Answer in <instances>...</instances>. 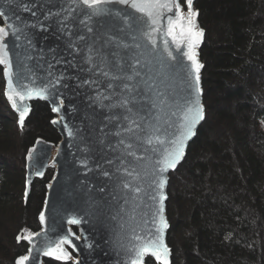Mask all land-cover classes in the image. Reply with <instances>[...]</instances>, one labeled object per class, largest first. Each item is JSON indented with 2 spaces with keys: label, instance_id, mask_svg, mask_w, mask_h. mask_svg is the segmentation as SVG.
Listing matches in <instances>:
<instances>
[{
  "label": "trees",
  "instance_id": "16d2710c",
  "mask_svg": "<svg viewBox=\"0 0 264 264\" xmlns=\"http://www.w3.org/2000/svg\"><path fill=\"white\" fill-rule=\"evenodd\" d=\"M194 5L205 32L199 58L206 118L169 176L171 264H264V0ZM52 118L48 104L36 101L19 129L0 91V264L27 252L18 235L40 229L53 169L25 198L24 160L36 139L59 141ZM146 264L157 263L148 257Z\"/></svg>",
  "mask_w": 264,
  "mask_h": 264
},
{
  "label": "water",
  "instance_id": "95a60500",
  "mask_svg": "<svg viewBox=\"0 0 264 264\" xmlns=\"http://www.w3.org/2000/svg\"><path fill=\"white\" fill-rule=\"evenodd\" d=\"M25 2L29 5V11L17 8L15 3L0 0V11L5 12V16H0V26L7 27L9 23H12L21 29L16 33L19 36L18 40L11 35L6 37L12 49L13 61L15 62L18 57L22 66L21 82L34 88L48 87L49 95L47 98L33 97L25 101H19L17 98L18 104L29 108L25 123L31 115L32 103L46 102L53 115L50 121L51 126L60 139L56 144L37 139L25 157V190L27 188L28 195L35 179L43 178L48 169H53L54 173L47 184L45 200L40 212V214L44 213V222L41 223L39 214L40 229L35 232L31 230L24 232V235L29 232L40 235L34 236L32 243L21 240L28 246L24 255H29V249L34 248L31 255L35 256L36 264H45L47 260L61 264H127L131 255L129 249L137 243L133 237L136 234H142L143 219L147 218L144 213L150 215L151 212L144 205L134 207L139 204V200L123 187L124 183L132 179L125 174L124 169L131 171L132 167H135L143 174L145 168L151 170V161L138 162L126 155L124 145H121L119 141L124 139L125 143L130 142L129 134L122 131L127 121L109 119L114 115H121L123 110L109 107L116 103L118 99L116 96H113L111 100H103V104L97 98L98 93L109 95L112 90L105 89L107 80L99 75L98 69L94 68L93 64L107 70L102 63L105 57L108 61H114L116 58L111 55L112 52L119 51L123 55L122 49L116 48L112 43H106L109 37L114 36L117 40L128 43H131V40L124 32L119 31L123 23L118 18L104 15L87 20L84 13L88 10L85 8L81 11L84 6L77 8L71 0H25ZM194 2L195 0H193V8L198 12ZM115 7L126 6L116 5ZM33 12L35 15L32 14ZM136 15L140 14L136 13ZM198 16L196 17L197 25L202 29ZM162 25L161 32L154 34L157 40L155 52H151V45L147 49L143 48L147 41L142 38L138 40L142 44V49L132 50L143 51V59L152 60L150 67H153V71L148 73L152 76H155L156 70L159 69L158 61L166 58V53L163 52V41L168 39L170 47L175 48V45L171 43V37L164 35L167 27L166 19L162 21ZM89 28L92 29L91 32L88 31ZM9 31L11 32V29ZM204 38L205 32L196 49L200 63L199 50ZM13 45L16 46L13 47ZM181 47L186 51L185 46ZM90 48L95 51L90 53ZM131 54L132 52H129V55ZM174 54L179 55V53ZM89 55H93L91 63L88 61ZM184 62L190 64L186 57ZM0 68L3 73V66ZM89 69L92 70L89 71ZM202 70L203 68L200 76ZM60 77L62 78L57 83V78ZM3 78L4 99L16 115L18 126L21 127L19 113L12 107L11 101L5 94L7 81L4 74ZM93 80H96L97 84L84 83V81ZM200 89L204 119L196 125L195 135L186 142L185 155L206 118L202 80H200ZM176 93L177 99L185 95L179 87ZM54 107H59L60 111L54 112ZM145 108L147 110V105ZM175 110V106L171 109L165 107L160 113L161 134L166 133L170 138L178 134L179 121L176 116L171 115V111ZM117 131H121L120 136L115 135ZM69 132L72 134L69 135ZM133 150L137 151V155L143 154L155 159L151 152L143 153L142 149L135 146ZM30 155L31 158H29ZM184 158L174 170L166 173L168 182L170 174L177 170ZM37 172L43 175H37ZM144 186L146 187V184ZM167 188L168 183L164 189L166 196ZM143 198L145 204H151L146 196ZM166 201L167 199L164 202V215L167 219ZM71 219H78L80 223L76 225L68 223ZM69 230L79 237L73 241L76 247L68 249L72 259L65 262L44 256L43 248L47 239L57 240ZM168 230L169 227L165 230L166 244ZM151 258L159 264L154 257ZM169 261L171 264V254ZM26 264H31V259Z\"/></svg>",
  "mask_w": 264,
  "mask_h": 264
},
{
  "label": "snow or ice",
  "instance_id": "6c2138e0",
  "mask_svg": "<svg viewBox=\"0 0 264 264\" xmlns=\"http://www.w3.org/2000/svg\"><path fill=\"white\" fill-rule=\"evenodd\" d=\"M7 2L15 3L17 8H23L24 11L30 10L25 0H7ZM71 2L77 8H80L81 5L84 6L81 11H84L85 8L88 10L84 13L87 20L104 15L118 18L123 23V27L119 31L124 32L131 40V43H128L117 40L114 36L109 37L106 43H112L116 48L122 49L123 55L119 51L112 52L111 55L116 58L114 61H108L105 57L102 63L107 67V70H104L100 65L93 64V67L98 69L99 75L107 80L104 85L105 89L112 90L109 95L98 93L97 98L103 104V100H111L113 96L118 97L116 103L109 107L120 108L123 112L121 115H114L109 119L127 121L122 131L129 134L130 141L125 143V140L121 139L119 143L124 145L126 155L134 160L138 162L151 161V170L145 168L143 174L135 167H132L131 171L127 168L124 169L125 174L132 179L124 183L123 187L132 192L134 198L139 200V204L134 207L144 205L151 212L150 215L144 213L147 218L143 219L142 234L134 235L133 239L137 243L129 249L131 255L127 264H146V257H154L159 264H170L171 250L165 243V230L169 227L164 215V202L167 199L164 189L168 183L166 173L169 170H174L184 158L186 142L195 135L196 125L204 119V108L200 100V72L203 64L199 62L196 51L204 32L197 25L198 12L193 8V0H184L187 7L186 13L181 5V0H71ZM110 5L113 7H109ZM116 5L126 7L116 8ZM136 13L140 15H136ZM32 14L35 15L34 12ZM0 16H5V12L0 11ZM165 19L167 27L164 35L171 37V43L175 45V48H171L169 40L165 39L163 52L166 53V58H161L158 61L160 66L156 70L155 76L148 75L153 71V67H150L152 60L143 59V51L134 52L132 50L142 49V44L138 42L142 38L147 41L143 48L147 49L151 45V52H155L157 40L154 34L161 32L162 21ZM19 31L21 29L12 23H9L7 27L0 26V66H3V74L7 81L5 94L11 101L12 107L19 113V124L23 127L29 108L26 105L18 104V100L25 101L33 97L47 98L49 91L48 87L34 88L21 82L22 66L18 57L15 62L13 61L12 49L6 41V37L10 35L18 40L19 36L16 33ZM88 31L91 32L92 29L89 28ZM182 45L186 47V51L181 47ZM15 46L13 45V47ZM89 51L93 53L95 50L90 48ZM129 52L132 54L129 55ZM174 53H179V55ZM97 55L99 54L97 53ZM184 57L190 64L184 62ZM88 61L93 62V55H89ZM91 70L89 69V71ZM61 78H57V83ZM84 83L95 85L97 81H84ZM177 87L185 93L179 99H177ZM145 105H147V110ZM173 106L176 110L171 111V115L177 117L179 125L178 134H174L170 138L166 133L161 134L160 113L165 107L171 109ZM53 111L59 112L60 109L54 107ZM71 134L69 132V135ZM115 135L120 136L121 131H117ZM134 146L142 149L143 153L151 152L155 159L143 154L137 155V151L133 150ZM37 175H43V173L37 172ZM137 181L139 183H134ZM27 195L26 188L25 198ZM145 196L151 201V204H145L143 198ZM44 220L45 216L42 212L40 214L41 223ZM68 223L76 225L80 223V220L71 219ZM39 235V233L29 232L24 236L18 235L16 240L18 243L22 239L32 243L33 237ZM74 239H79V237H76L71 230L57 240L47 239L43 255L57 261L71 260V253L68 249L76 247ZM35 250L39 251V249ZM33 251L34 248H30L29 255L18 257L15 264H26L30 259L31 264H36L35 256L31 255Z\"/></svg>",
  "mask_w": 264,
  "mask_h": 264
},
{
  "label": "rangeland",
  "instance_id": "374dc122",
  "mask_svg": "<svg viewBox=\"0 0 264 264\" xmlns=\"http://www.w3.org/2000/svg\"><path fill=\"white\" fill-rule=\"evenodd\" d=\"M181 5L183 6V9H184V11L186 12L187 11V8H186V6H185V3H184V0H182L181 1ZM0 82H2V84H3V86H1V88H0V91L2 92V95H3V92H4V85H5V82H4V78H3V73H2V69L0 68ZM221 97H223V96H219V98H221ZM3 98H4V96H3ZM5 100V99H4ZM221 100L223 101V99L221 98ZM223 104V102H221V105ZM221 105H220V107H221ZM15 117H16V115H15ZM17 118V117H16ZM18 121V120H17ZM27 122V121H26ZM26 122L24 123V125H23V127H19V129H22L23 130V128H24V126H25V124H26ZM25 129H26V132L27 133H29L30 132V129H31V126H27V127H25ZM38 139H42V138H38ZM37 140V139H36ZM35 140V141H36ZM45 140V139H44ZM35 141H34V143H35ZM34 143H33V145H34ZM54 144H56V143H54ZM32 145V144H31ZM32 145V146H33ZM32 146L31 147H29L28 148V151H27V154H28V152L30 151V148H32ZM26 157V156H25ZM24 171H25V160H24ZM53 173H54V170H53ZM25 187V186H24ZM169 223V222H168ZM76 232V231H75ZM71 264V263H70Z\"/></svg>",
  "mask_w": 264,
  "mask_h": 264
}]
</instances>
